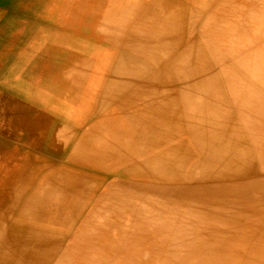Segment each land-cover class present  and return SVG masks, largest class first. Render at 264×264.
<instances>
[{
	"label": "bare ground",
	"instance_id": "obj_1",
	"mask_svg": "<svg viewBox=\"0 0 264 264\" xmlns=\"http://www.w3.org/2000/svg\"><path fill=\"white\" fill-rule=\"evenodd\" d=\"M113 7L121 10L115 24L107 13L92 32L117 49L104 73L107 82L90 100L96 101L93 122L87 129L78 121L71 126L81 115L70 110L66 124L57 127L61 141L47 142L49 150L70 149L68 158L42 153L20 160L13 154L12 163L0 165V264L153 263L150 254L157 256L162 238L148 240L170 225L155 226L154 217L171 223L185 200L188 213L198 211L214 205L219 192L245 196L256 216L246 223L256 234L252 254L228 248L223 264H264V173L234 186L204 183L240 175L248 148L264 158V34L254 32L261 46L246 47L237 10L264 8V0H125ZM131 22L139 24L135 31L118 36L121 25ZM84 47L89 42L69 48L71 63L76 61L66 69L73 107L87 102L79 94L87 87L85 57L98 59L97 44L87 53ZM98 81L94 70L88 88ZM256 124L262 129L256 131ZM222 133L228 144L216 146ZM100 135L103 142L92 139ZM112 172L121 176L106 185L104 175ZM143 230L151 233L146 240L134 237ZM194 242L202 264H216L214 250Z\"/></svg>",
	"mask_w": 264,
	"mask_h": 264
},
{
	"label": "rangeland",
	"instance_id": "obj_2",
	"mask_svg": "<svg viewBox=\"0 0 264 264\" xmlns=\"http://www.w3.org/2000/svg\"><path fill=\"white\" fill-rule=\"evenodd\" d=\"M123 1L125 0H0V151L2 150L4 154L0 155V165L9 160V156L13 154L20 160L29 155L42 153L46 156L58 153V157L62 161L68 158L70 149L62 151V149L53 147L54 149L49 150L47 142L61 141L60 138L56 139V134L59 131L57 127L66 124V115L70 110L81 115V117L75 116V119L70 123L71 126L80 124L87 129L93 122L91 115L94 114L93 111L95 110L92 109L91 111V108L96 101L91 102L94 100L91 99L95 95L94 91L96 92L101 83L107 82L104 73L111 65L109 61L111 54L117 49L108 47L101 39L94 38L92 32L107 13H109L108 18L110 14L113 15L110 22V24L112 23L110 26H113L121 13L120 8L113 6ZM243 1L246 2V0ZM74 4H76L75 7ZM237 10L238 15H241V17L239 16L241 20H244L241 42L246 47L247 44L252 43L261 46L259 41L255 39L254 32L264 34V8L239 7ZM135 24L139 25L136 22L123 23L117 35L120 37L129 36L135 31L133 28ZM81 26L82 28H80ZM207 32H209L208 29L202 30L205 40L209 35ZM78 41H82L84 46L89 42V47H84L85 53H87L86 48H92V45L97 44L98 59L96 62L91 58L92 55L85 57V60H89V62L86 67V78L82 82L87 87L83 89L84 92L79 94L87 102L83 106L73 107L71 106L73 97L68 85L70 78L66 71L72 65H76V61L71 63L73 58L70 56L71 50L69 48L74 43L77 44ZM253 66L258 70L256 62ZM94 70L99 81L95 88L89 89L88 83L92 79ZM65 73L66 75H64ZM259 80L260 85L264 87V80L261 77ZM220 90L222 88L218 86V91ZM97 104L100 105L101 101L98 100ZM234 120L235 118L232 116L227 120V123H232ZM260 129L262 126L256 124L255 130ZM92 139L95 142H103L101 135L92 137ZM219 140L216 142V146L228 144V134H220ZM12 161L9 160L10 163ZM241 162L245 164H241L243 168L239 170L240 173L238 174L240 175H235L234 178H229L230 180L228 178L221 179V177L210 179V181L204 182L207 183L206 188L209 187L208 184L212 185L209 188L244 184L264 173V158L249 148ZM255 162L259 163L256 164ZM253 173L256 175H252ZM119 176L113 172L108 175L105 174L104 183L107 185L111 179ZM106 185L101 188L102 191L106 189ZM258 191L252 192L255 199L260 197ZM219 193L221 194H217L214 205L208 203L203 205L202 209L189 211V213L186 209L190 205V200H185L179 205L180 211L178 213L174 211L171 214L172 216L169 218L171 223L166 222L162 216L154 217L155 226H159V224L170 225L161 230L158 229L155 239L148 240L149 243L154 241L156 244L162 238V241H159L161 248L156 257L153 258L150 254L153 263L149 264H198V262L202 264V259L197 254L192 240H195L194 243L198 242V244L207 245L208 248L213 249L216 264L225 262L228 248H232L240 254L244 251L252 254L256 234H254L255 232L248 233L252 230L250 228L252 224L246 227V223L250 217L256 216L248 209L246 197L230 195L228 192ZM230 202H233L235 206H227V203ZM259 207L261 208L259 214H264V201ZM122 219L125 223L131 222L129 216H124ZM150 234L147 230H143L140 233H134V237L146 240ZM244 236L250 240V243L244 239ZM207 242L209 243L207 244ZM149 248L153 250L152 246ZM214 248L220 249L215 250ZM144 250L148 252V249Z\"/></svg>",
	"mask_w": 264,
	"mask_h": 264
}]
</instances>
